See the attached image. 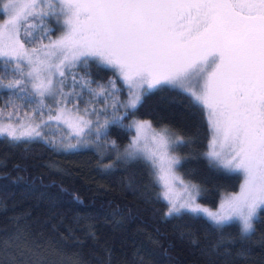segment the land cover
I'll list each match as a JSON object with an SVG mask.
<instances>
[{
    "label": "snow or ice",
    "instance_id": "6c2138e0",
    "mask_svg": "<svg viewBox=\"0 0 264 264\" xmlns=\"http://www.w3.org/2000/svg\"><path fill=\"white\" fill-rule=\"evenodd\" d=\"M0 17H6L0 22V58L6 66L14 64L13 77H19L6 85L0 77V87L26 93L19 98L37 105L27 122L0 124V135L12 141L41 137V126L48 121L36 123L34 116L42 117L46 98H52L57 111L49 120L68 129L60 142L68 141L67 149L79 147L93 121L86 118L87 108L67 107V77L72 75L73 90L79 84L104 96L105 108L117 89L116 80L109 81L111 89L98 85V90L91 89V80L77 81L71 69L78 64L96 61L123 81L129 98L122 104L113 99L114 112L136 109L152 90L178 88L206 111L212 132L206 155L243 175L240 191L222 199L217 211L202 207L196 186L173 171L180 161L169 153L182 141L171 140L166 130L154 131L148 121L132 126L136 135L126 156L141 155L152 165L163 182L160 196L168 204L167 217L202 213L217 227L237 222L243 236L254 233L264 209V0H0ZM53 18L63 32L44 44L54 30L47 26ZM33 41L41 46L27 49L26 43ZM120 120L114 116L98 124L97 136ZM149 139L155 147L146 150L142 142ZM167 177L180 182L182 194L174 192Z\"/></svg>",
    "mask_w": 264,
    "mask_h": 264
},
{
    "label": "trees",
    "instance_id": "16d2710c",
    "mask_svg": "<svg viewBox=\"0 0 264 264\" xmlns=\"http://www.w3.org/2000/svg\"><path fill=\"white\" fill-rule=\"evenodd\" d=\"M47 26L54 30L43 43L63 32L54 18ZM36 37L39 41L41 34ZM26 45L41 46L36 41ZM11 66L0 61L4 85L19 78L13 77ZM71 73L77 81L81 77L93 81V90L98 85L111 89L109 81L116 80L117 91L105 108L104 96H94L79 84L73 90L72 75L67 77L64 93L71 94L67 107L88 109L93 126L83 139L94 140V147L67 149L68 141L58 138L66 128L54 122L41 128V137L12 141L0 136L3 264H264V209L247 237L237 222L217 227L202 214L167 217V203L149 162L123 152L133 134L129 126L133 117L180 138L182 142L174 146L180 156L178 173L199 186L200 203L215 207L224 193L239 189L242 176L205 156L211 132L201 105L180 89L169 88L144 94L134 110L120 107L114 112L112 100L121 103L127 97L114 70L90 61ZM24 95L0 87V118L32 117L37 105L19 98ZM56 110L55 101L46 98L43 116L36 114L34 120ZM114 116L121 117L120 122L109 123L98 137L96 126ZM217 244L222 245L218 251H204Z\"/></svg>",
    "mask_w": 264,
    "mask_h": 264
},
{
    "label": "rangeland",
    "instance_id": "374dc122",
    "mask_svg": "<svg viewBox=\"0 0 264 264\" xmlns=\"http://www.w3.org/2000/svg\"><path fill=\"white\" fill-rule=\"evenodd\" d=\"M4 18H6V17H3L1 20H0V22H2V20L4 19ZM62 34V32L61 33H59L58 35H56L55 37H53V39L52 40H55V39H57L60 35ZM49 42H47V43H44V44H48ZM25 47L27 48V49H31V48H33V47H28L27 45H25ZM3 59L2 58H0V61H2ZM12 68L14 67V64L11 66ZM29 88H30V90H31V86L29 85ZM126 90H127V87H126ZM128 90H127V97L125 98V99H123L122 100V102L120 103V101H118V104H122V103H126L127 102V100H128ZM121 108H123V107H121ZM125 109V108H124ZM126 110V109H125ZM57 111V110H56ZM56 111H55V113H56ZM82 112V111H81ZM124 111H121V113H123ZM206 112V111H205ZM55 115V114H54ZM88 116H89V114H88ZM87 116V117H88ZM86 117V118H87ZM88 119V118H87ZM29 119L28 118H20V119H18V120H16V119H11V118H0V124H3V125H7V124H17V123H19V122H21V121H25V122H27ZM43 120H45V121H48V123L46 124V125H48V124H50L51 122H54V123H57V124H60V125H62L63 126V128H66L64 131H61V133H60V135H58L59 137L58 138H63L64 136H66L67 135V133H68V129H67V127L65 126V125H63V124H61V123H59V122H57V121H55V120H49V117H47V118H45V119H43ZM136 121H148V120H146V119H139V118H135V117H133V118H131L130 120H129V126L132 128V130H133V134H132V136H131V138H130V141L124 146V148H122L123 149V152H124V154L126 155V149L128 148V145L130 144V142L132 141V138L136 135V131H135V128L134 127H132L133 125H134V123L136 122ZM34 122H36V123H38L39 121H36V120H34ZM149 122V121H148ZM150 123V122H149ZM151 124V123H150ZM45 125H42L41 126V128H43ZM152 126V125H151ZM210 127V126H209ZM152 129L154 130V131H156V132H160V131H162V130H155V128L152 126ZM210 132H211V129H210ZM168 135H169V137L171 138V140H173V141H176L177 140V138L175 137H173V136H171L169 133H168ZM0 136H6V135H0ZM82 140H83V143L79 146V147H77V148H82V147H88V145H90V146H95V141L94 140H90V141H87V140H84L83 139V137L81 138ZM180 139V138H179ZM211 139H212V132H211V135H210V140H209V144H210V141H211ZM181 140V139H180ZM71 143H76V139L75 138H71ZM176 144L174 143L173 145H172V150L170 151V153H169V155L170 156H173V157H175V158H177L178 160H180V156H179V154L175 151V149H174V146H175ZM142 146H144L145 147V149L146 150H148V149H154V147H155V145H153L152 144V142H151V140L149 139L147 142H142ZM97 147V146H96ZM116 149V148H115ZM209 151V145H208V148L206 149V151H205V156L209 159V157L206 155L207 154V152ZM137 157H139V158H141V159H143V160H145V161H147L146 159H144L143 158V156H141V155H138ZM136 158V157H135ZM210 160V159H209ZM213 163H215L216 165H220V166H223L222 164H220V163H218V162H216V161H213V160H211ZM150 164V163H149ZM177 165L178 164H176V165H173V171H174V174L176 175V176H178V177H180V179H182L185 183H189V184H192V185H195L196 186V191H197V202L202 206V207H205V208H208L210 211H217L218 209H219V207H220V203H221V201H222V199H224L226 196H228V195H235V194H237L239 191H240V186H239V189L236 191V192H234V193H224L222 196H221V198H220V200H219V202H218V204L215 206V207H211V206H208V205H204V204H202V203H200L199 202V200H198V196H199V193H200V190H199V186L196 184V183H194V182H191V181H188V180H186V179H184L179 173H178V170H177ZM150 166H151V168H152V170L154 171V169H153V167H152V165L150 164ZM224 167V166H223ZM225 168V167H224ZM228 169V168H227ZM241 174V173H240ZM241 176H242V181H241V184L243 183V175L241 174ZM167 179H168V181H169V183L172 185V187H173V190H174V192L177 194V195H180V194H182V192H181V189H182V185L180 184V182L178 181V180H173L171 177H167ZM159 183V185H160V194H161V192L163 191V188H162V181H159L158 182ZM240 184V185H241ZM167 203V202H166ZM167 211H168V204H167V209H166V213H167ZM202 214V213H201ZM259 214V213H258ZM202 215H204V214H202ZM205 216V215H204ZM205 217H207V216H205Z\"/></svg>",
    "mask_w": 264,
    "mask_h": 264
}]
</instances>
